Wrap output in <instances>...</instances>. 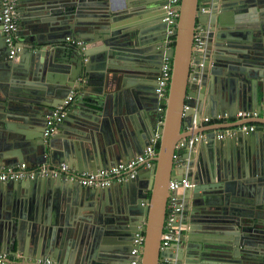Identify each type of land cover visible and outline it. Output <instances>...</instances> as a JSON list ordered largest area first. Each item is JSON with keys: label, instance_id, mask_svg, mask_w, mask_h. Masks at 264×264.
Here are the masks:
<instances>
[{"label": "water", "instance_id": "obj_1", "mask_svg": "<svg viewBox=\"0 0 264 264\" xmlns=\"http://www.w3.org/2000/svg\"><path fill=\"white\" fill-rule=\"evenodd\" d=\"M164 2L20 0L11 56L0 25L1 166L66 161L78 172L96 171L134 157L159 135L153 166L121 183L86 187L39 175L0 183V252L130 264L144 223L140 264H264V130L224 139L210 131L182 150L180 170L172 157L185 136L241 121L211 127L203 116L253 110L258 118L241 122L264 123V0H209L204 13L199 0H180L170 48ZM199 23L205 32L195 51ZM165 57L171 75L159 110ZM74 88L81 94L72 107L83 110L69 109L59 133L45 139L47 115ZM193 120L198 130L184 135ZM181 178L191 183L175 222L184 228L173 234L176 246L160 250L174 192L168 184Z\"/></svg>", "mask_w": 264, "mask_h": 264}, {"label": "built area", "instance_id": "obj_2", "mask_svg": "<svg viewBox=\"0 0 264 264\" xmlns=\"http://www.w3.org/2000/svg\"><path fill=\"white\" fill-rule=\"evenodd\" d=\"M20 0H1L0 5V25L4 34L5 42L10 46V56L18 50L16 47L15 31L18 28V6ZM209 0H199V12L204 13L207 10ZM180 0H165L163 5L164 17L163 21L167 24L166 29V46L172 47L174 42L175 28L177 24V18L179 16ZM205 27L199 23L196 25L194 33V47L195 51L199 50L203 45V34ZM75 44L84 49V42L82 40H71L69 37L66 41ZM87 60V58H85ZM171 75V59L165 57L159 68V74L156 79L155 92L160 99L158 109L164 108V99L167 96V88ZM77 91L72 89L63 98L61 103L57 104L49 115L46 117L43 137L48 139L57 131V126L63 122L67 115L70 103L75 99ZM187 107V106H185ZM259 114L253 110H240L232 118L226 116H203L201 122L203 124L217 126V123L224 122L226 119L233 118H258ZM259 124L257 122H241L231 123L228 126L211 128L210 131H215V135L219 139H224L234 136L238 132H250L257 129ZM192 126L196 127V123L193 120ZM264 129V125L263 128ZM158 134L151 138L150 143L147 144L143 150L134 157L113 164L107 168L98 169L96 171H82L78 172L69 168L64 162L56 165L53 168L40 167L39 170L29 169L24 162L18 163L15 166H1L0 165V183H5L9 180H20L25 178H32L35 175L58 177L62 176L71 182H78L82 186L86 187H106L112 183H121L127 178L134 177L140 168L150 169L154 164V159L157 156L158 150L156 144L158 143ZM207 131L191 134L180 139L175 144V152L172 155L174 165L179 164L180 155L182 150L192 148L195 142L205 140ZM159 136V135H158ZM191 183L187 178L171 179L168 184V188L173 190L170 193L167 200V209L165 214V220L163 225V231L161 234L160 250L168 247L172 241L173 234L178 232L180 226H176L175 222L179 213L183 210L181 201V194L178 191H183L190 186ZM143 224L138 227V232L135 235L133 241V247L131 249L132 260L130 264H140V258L142 253V245L144 240ZM0 264H58L50 257H43L39 259L26 258L21 253H6L0 252ZM159 264H168V259L163 258Z\"/></svg>", "mask_w": 264, "mask_h": 264}, {"label": "crops", "instance_id": "obj_3", "mask_svg": "<svg viewBox=\"0 0 264 264\" xmlns=\"http://www.w3.org/2000/svg\"><path fill=\"white\" fill-rule=\"evenodd\" d=\"M115 2H118V3H120L121 2V0H115ZM208 6V5H207ZM60 9H62L61 7H60ZM205 32V31H204ZM68 41V40H67ZM69 42V41H68ZM84 42V41H83ZM85 58H87V60H85ZM84 61L85 62H87L88 61V57H84ZM76 91H77V93H76V96H75V99L70 103V106H69V108H68V111H69V109H71L72 108V110L74 111V112H76V113H78V112H81L82 110H83V104H78L79 106L76 108V107H72V105L74 104H77L78 102H77V98L80 96V94H81V91L80 90H78L77 88H74ZM262 121H264V112H263V114H262ZM247 119H251V118H246V120ZM252 119H255V118H252ZM239 120H241V121H244V119H240V118H233V119H226L225 121H224V123H227V122H238ZM259 125L257 126V129L258 130H264V129H262L263 128V125H264V123L263 122H259L258 123ZM72 125L74 126V124H71V127H72ZM205 125H207V124H205ZM198 129H196V127H193V126H191V128H189V127H186V128H184L182 131H183V134L184 135H186V134H189V133H195L196 131H197ZM208 132H210V130L209 131H207V133ZM213 132H215V131H213ZM59 133V131L57 130L54 134H58ZM157 134V133H156ZM157 137L159 138V136L157 135ZM150 140L151 139H149V143H150ZM148 143V144H149ZM158 146H159V139H158ZM157 144H156V146H157ZM146 146V145H145ZM158 146L156 147V149L158 150ZM64 162H66V161H64ZM16 165V164H15ZM15 165H7V166H15ZM56 165H58V164H50L49 163V161L48 162H46V163H43V164H36V165H32V166H29L28 168L29 169H33V170H35V169H37V170H39L40 169V167H44V168H53V167H55ZM67 165H68V163H67ZM6 166V167H7ZM180 162H179V164H177L175 167L178 169V170H180ZM68 167H69V165H68ZM70 168V167H69ZM73 170H75V169H73ZM75 171H77V170H75ZM146 173L144 172L143 173V175H145ZM39 176H42V175H39ZM44 177H46V176H44ZM181 192L182 191H178V193L179 194H181ZM182 196V195H181ZM60 200L61 199H58V201H57V203H59L60 202ZM184 228V225L183 226H180V228ZM177 244H176V242L175 241H171L170 242V245H169V247L171 248V247H174V246H176Z\"/></svg>", "mask_w": 264, "mask_h": 264}, {"label": "trees", "instance_id": "obj_4", "mask_svg": "<svg viewBox=\"0 0 264 264\" xmlns=\"http://www.w3.org/2000/svg\"><path fill=\"white\" fill-rule=\"evenodd\" d=\"M173 45H174V42H172L171 46H173ZM157 146H158V144H157ZM157 146H156V147H157Z\"/></svg>", "mask_w": 264, "mask_h": 264}, {"label": "flooded vegetation", "instance_id": "obj_5", "mask_svg": "<svg viewBox=\"0 0 264 264\" xmlns=\"http://www.w3.org/2000/svg\"><path fill=\"white\" fill-rule=\"evenodd\" d=\"M157 95V94H156Z\"/></svg>", "mask_w": 264, "mask_h": 264}]
</instances>
